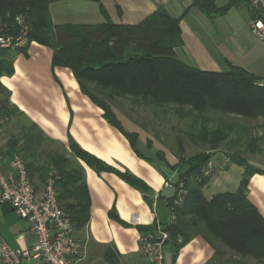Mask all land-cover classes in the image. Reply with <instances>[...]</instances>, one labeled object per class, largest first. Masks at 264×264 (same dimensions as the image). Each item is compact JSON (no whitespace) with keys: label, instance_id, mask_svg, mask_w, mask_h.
<instances>
[{"label":"crops","instance_id":"1","mask_svg":"<svg viewBox=\"0 0 264 264\" xmlns=\"http://www.w3.org/2000/svg\"><path fill=\"white\" fill-rule=\"evenodd\" d=\"M228 1L217 0L216 5L222 8ZM101 5L115 25H138L158 10L173 19H181L184 45L176 50L179 60L201 71L217 73L229 71L232 64L258 76L264 83V43L251 28L256 12L252 14L243 3L225 15L213 17L194 6V0H101V3L63 0L50 6L51 18L56 26L103 24L106 20ZM53 55L51 48L33 41L27 49L12 54L14 74L0 77V89L8 93L10 111L7 117H0V169L10 172L14 148H25L26 159L35 152L43 158L41 163L47 153L66 154L82 168L90 195L89 221L83 228H75L73 234L81 248L75 264H111L107 259L109 253L115 255L118 264H149L139 253L142 232L171 224L168 201L157 196L177 180L158 161L156 153L165 149L171 165L177 162L176 154L163 143V132L158 130L152 136L144 124L137 125L124 118L116 102L113 110L123 129L139 135L136 148L143 156L139 157L129 140L105 120L104 111L82 93L73 73L54 66ZM234 135L233 141L238 138ZM26 136L39 137L44 142L27 146ZM149 140H153L152 148ZM73 144L115 171L98 172L89 167L74 157L70 150ZM225 149L222 147L214 153L211 166L222 160ZM237 150L235 146L231 153ZM250 164L264 170V165L254 161ZM116 171L128 174L146 189L131 185ZM244 171L245 168L235 164L216 171L203 190L204 197L210 201L218 194L235 193ZM33 184L37 190L45 185L40 178ZM1 193L0 188L1 237L15 250H30L35 238L28 223L1 201ZM247 197L264 218V173L251 177ZM182 240L179 236L177 242ZM232 255L222 242H209L202 235L193 236L178 250L174 242L165 246V264H229L232 258L239 259ZM23 264L40 262L29 259Z\"/></svg>","mask_w":264,"mask_h":264},{"label":"trees","instance_id":"2","mask_svg":"<svg viewBox=\"0 0 264 264\" xmlns=\"http://www.w3.org/2000/svg\"><path fill=\"white\" fill-rule=\"evenodd\" d=\"M59 1L63 0H0V16L9 15L11 19L23 16L26 19L31 28V40L53 50L54 66L73 73L82 93L104 111L105 120L129 140L139 157H143L136 148L139 135L126 132L113 110L118 100H130L135 105L151 109L156 122L172 116L190 122L186 125L187 130L178 131L173 139L177 148L174 165L167 161L165 149L156 153L158 161L177 176L172 185L175 188L183 185L187 193L184 203L174 209L175 223L164 227L169 233L167 243L174 242L178 250L193 236L202 235L209 242H222L233 252L232 257H239L232 258L229 264H264V218L247 197L251 177L264 173V170L250 164L241 150L231 153L247 134L250 137L248 149L257 153L261 139L238 125L209 116L212 112L221 118L264 119L262 80L232 64L229 71L217 73L201 71L183 63L176 55V50L184 45L181 19H173L162 10L138 25L126 26L113 24L101 5L106 20L103 24L56 26L50 6ZM87 1L101 3V0ZM216 1L194 0V6L217 17L247 2L229 0L219 8ZM260 17L256 11L255 19ZM13 53L0 50V77L14 74ZM8 107V93L0 89V117L10 112ZM234 133L238 138L233 141ZM183 135L202 151L187 156ZM26 137L27 146L44 142L39 137ZM16 140L18 143L19 139ZM148 145L152 148L153 140H149ZM228 145L232 148L225 149L222 160L211 166L214 153ZM70 150L75 158L98 172L115 171L75 144ZM26 154L25 148H14V158L25 161L33 183L36 175L46 183L50 173L55 172L59 204L70 214L74 227L83 228L90 217V195L82 168L63 153H47L42 163L43 158L35 152L27 159ZM230 164L245 168L238 190L232 194H218L208 201L203 195L204 188L216 171L225 170ZM117 173L131 185L146 189L128 174ZM157 199H162L161 195ZM175 199L176 196L168 201L170 210ZM156 229V226L143 229L142 234H155ZM179 236L183 238L181 243L177 242ZM219 253L217 250V255ZM107 259L111 264H118L112 253Z\"/></svg>","mask_w":264,"mask_h":264},{"label":"built area","instance_id":"3","mask_svg":"<svg viewBox=\"0 0 264 264\" xmlns=\"http://www.w3.org/2000/svg\"><path fill=\"white\" fill-rule=\"evenodd\" d=\"M255 11L261 15L252 22V31L264 43V0H250ZM31 28L23 16L14 19L0 16V50L18 52L31 44ZM0 135V159H1ZM56 177L52 171L44 188L37 190L29 177L26 164L19 158L10 162V172L0 169L1 201L9 204L17 215L28 223L35 245L26 251L15 250L0 235V262L2 264H23L36 259L40 264H75L80 255V245L73 234L75 227L70 214L58 201ZM176 199L171 208L172 221H176L174 209L185 200L183 185L176 188ZM169 233L158 226L155 234H145L140 239L139 253L149 264H165V246Z\"/></svg>","mask_w":264,"mask_h":264},{"label":"rangeland","instance_id":"4","mask_svg":"<svg viewBox=\"0 0 264 264\" xmlns=\"http://www.w3.org/2000/svg\"><path fill=\"white\" fill-rule=\"evenodd\" d=\"M246 8L249 9V11L252 14H255V10L253 9L250 1L246 3H243ZM256 17V14L253 15ZM2 100H5V97L3 96V93H1ZM117 108H119L120 112H122V115L124 118L129 119L133 121L137 125H145L146 128L149 129V131L152 133V136H156V133L158 130L160 132H163V138L165 145L168 146L169 150L176 153L177 148L173 143V139L177 136L178 131L187 130L186 125H189L190 122L187 120H179L177 117L172 116L168 118H164L163 121H158L154 119V116L151 112V109L141 107L140 105L133 104L130 100L121 99L116 104ZM9 108V107H8ZM9 114H5L4 117H7ZM210 117L216 118L217 120H224L227 123L238 125L240 128H244L252 134L253 137L258 136L260 137L261 141L258 143L257 148L258 152L253 153L251 150L247 147V142L249 140V135H245L242 140L239 143L238 150H241L243 157L247 159L249 162L254 161L256 164L264 165V119H259L258 121H252V120H246L242 118H237L234 116H226L221 118L220 115L216 113H210ZM160 127V129H159ZM184 140L186 141V155L192 156L196 153H199L202 151L201 148L194 147L187 139L185 135H183ZM236 139V136H232V140ZM194 147V148H193ZM226 148V150H229L227 148H232L231 145L223 146ZM49 151V150H48ZM45 160V159H44ZM258 167V166H257ZM39 175H36V178L34 179L35 182H38ZM252 264H255L252 262Z\"/></svg>","mask_w":264,"mask_h":264},{"label":"water","instance_id":"5","mask_svg":"<svg viewBox=\"0 0 264 264\" xmlns=\"http://www.w3.org/2000/svg\"><path fill=\"white\" fill-rule=\"evenodd\" d=\"M175 194H176V188L174 186H168L161 193V198L166 200V201H169V200L173 199Z\"/></svg>","mask_w":264,"mask_h":264}]
</instances>
